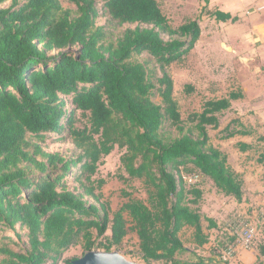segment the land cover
<instances>
[{"label":"trees","instance_id":"16d2710c","mask_svg":"<svg viewBox=\"0 0 264 264\" xmlns=\"http://www.w3.org/2000/svg\"><path fill=\"white\" fill-rule=\"evenodd\" d=\"M204 1L203 14L239 20ZM0 7L1 264H73L64 259L71 248L112 252L130 232L146 264H206L177 258L187 251L185 228L199 247L210 242L204 220L218 228L201 213L203 189L188 187L195 184L184 173L243 202L244 179L211 143L209 128L220 130L221 115L244 94L205 100L182 117L170 69L195 49L199 21L175 28L157 0H0ZM223 132L253 135L240 120ZM49 140H71L72 155L48 152ZM116 147L125 150L129 178H121L142 181L148 201L132 198L112 213L107 181L95 176ZM259 251L264 256V246Z\"/></svg>","mask_w":264,"mask_h":264},{"label":"rangeland","instance_id":"374dc122","mask_svg":"<svg viewBox=\"0 0 264 264\" xmlns=\"http://www.w3.org/2000/svg\"><path fill=\"white\" fill-rule=\"evenodd\" d=\"M157 1L175 28L197 19L202 29L201 38L186 61L174 64L170 69L175 83V98L180 105L182 117L187 120L190 114L200 112L205 100L224 98L232 91L241 92L244 98L234 101L232 109L221 115V129H225L235 120H240L245 130L253 132V135L245 138L252 145V149L245 155L233 157L235 165L246 163V170L250 174L248 193L242 203L218 193L212 182L206 178L195 185H188L203 189L201 213L204 219H214L218 228L208 230V222L204 220V228L210 236V242L203 247L195 243L194 230L185 228L180 237L187 251L178 254L177 258L192 263L200 259L206 264H264V256H261L259 251L260 247L264 246V164L260 162L264 156V12L256 9L255 1L243 0L247 5L236 15L239 20L224 23L202 13L207 5L204 0ZM10 5L11 1L1 7L8 8ZM65 7L69 5L65 4ZM208 7L212 11H226L212 5L211 0ZM98 25H105V19H100ZM128 27L132 26H125L121 31ZM187 86H192L194 92L187 93ZM79 117L83 123H87V119L81 117L80 113ZM232 129L236 131L241 128L234 124ZM209 133L213 145L221 144L230 150L236 148L237 137L226 139L227 133L223 130L211 128ZM45 147L48 152L64 155H72L74 150L71 140H49ZM124 153L125 150L116 147L103 160L95 176V179L107 181L102 192L104 200L110 203L112 213L132 198L148 201L147 190L142 181L127 182L121 178H129L121 164ZM193 174L195 172L184 173L185 177H191ZM191 207L197 208L194 205ZM246 231L253 234L249 247H242L235 256L229 257L230 247L237 239L245 237ZM94 235L97 238L96 231ZM101 241L102 238H98V243ZM112 252L116 253L121 264H146L135 232H130L123 244ZM84 256L83 246L79 245L71 248L64 259L77 261Z\"/></svg>","mask_w":264,"mask_h":264},{"label":"crops","instance_id":"0c3cea01","mask_svg":"<svg viewBox=\"0 0 264 264\" xmlns=\"http://www.w3.org/2000/svg\"><path fill=\"white\" fill-rule=\"evenodd\" d=\"M213 1L214 0H211V4L212 5L217 6V7L221 8V9H226V11H223V12L230 13L233 17H237L236 15H238V13L242 10V8L247 5L246 3H243L242 2L243 0H231L230 2H228L226 0H219V1L216 0L215 3ZM252 2H254V4L256 5V9L257 10L264 12V0H252ZM262 39L264 41V36L262 37ZM263 119H264V116H263ZM221 126H222V124H221ZM221 128L218 131L223 130ZM235 137H237V139H236L237 140L236 145L238 143H240V142L246 143V144H250L245 139L247 136L237 135ZM235 137H233V138H235ZM233 138H230V139H233ZM214 146L217 147V148H219L220 150H222L224 153H226L228 155V157H229V163L232 166V168L242 175V177L244 179V193H245V196H246L247 193H248L249 176H250V174H248V172L246 170L247 169V164L246 163L245 164H241L240 163V164H236L235 165L233 163V157L235 155L238 157L239 154L245 155L249 151H247V152H241L240 149L237 146L234 149L232 148V150L226 148L225 146H223L221 144H219V145H215L214 144ZM245 196H244V198H245Z\"/></svg>","mask_w":264,"mask_h":264},{"label":"water","instance_id":"95a60500","mask_svg":"<svg viewBox=\"0 0 264 264\" xmlns=\"http://www.w3.org/2000/svg\"><path fill=\"white\" fill-rule=\"evenodd\" d=\"M73 264H121L116 253L94 249Z\"/></svg>","mask_w":264,"mask_h":264},{"label":"built area","instance_id":"2783aa9c","mask_svg":"<svg viewBox=\"0 0 264 264\" xmlns=\"http://www.w3.org/2000/svg\"><path fill=\"white\" fill-rule=\"evenodd\" d=\"M185 180L189 184H196L201 180V177L199 175H193L191 177H185ZM253 237V234L251 231H246L245 237H241V239H237L235 243L230 247L228 256H235L238 251L243 247V248H248L251 242V239Z\"/></svg>","mask_w":264,"mask_h":264}]
</instances>
